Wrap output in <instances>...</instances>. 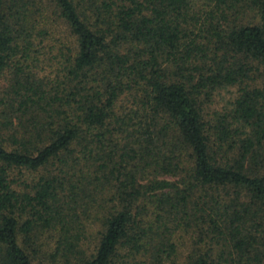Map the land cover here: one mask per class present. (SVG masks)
<instances>
[{"label": "trees", "instance_id": "1", "mask_svg": "<svg viewBox=\"0 0 264 264\" xmlns=\"http://www.w3.org/2000/svg\"><path fill=\"white\" fill-rule=\"evenodd\" d=\"M52 2L43 76L47 22L0 0V264H177V232L181 264H264V0Z\"/></svg>", "mask_w": 264, "mask_h": 264}, {"label": "rangeland", "instance_id": "2", "mask_svg": "<svg viewBox=\"0 0 264 264\" xmlns=\"http://www.w3.org/2000/svg\"><path fill=\"white\" fill-rule=\"evenodd\" d=\"M12 1V0H9ZM27 3L28 7L32 11V14L37 21L38 26L47 22L48 33L43 35L44 43L39 46L38 59L36 60L41 75H55L59 62L61 61L62 53L60 51L61 43L64 44L72 39L70 32L66 25L58 18L57 11L52 0H23ZM196 3H203L204 0H194ZM0 85L2 83L0 82ZM237 86H225L217 89L214 92L212 101L208 104L209 110H219L232 108L234 99L237 97ZM12 176H20L22 179H31L34 177V173L17 169L13 170ZM195 235L192 233L184 234L177 232L174 235V239L177 245V255L175 261L177 264H181L184 261L185 256L194 250L197 246L194 244L193 239ZM42 240H46V236L41 237ZM175 258V256H174ZM34 259V263L37 264V259Z\"/></svg>", "mask_w": 264, "mask_h": 264}]
</instances>
